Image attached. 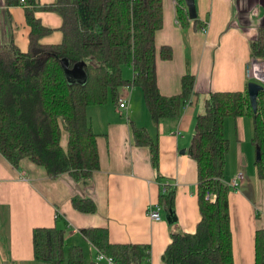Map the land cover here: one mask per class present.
<instances>
[{"label": "crops", "instance_id": "1", "mask_svg": "<svg viewBox=\"0 0 264 264\" xmlns=\"http://www.w3.org/2000/svg\"><path fill=\"white\" fill-rule=\"evenodd\" d=\"M36 1L45 5L57 0ZM162 1L163 26L156 34L159 89L165 96L178 95L183 76L192 74L195 93L177 118L164 119L159 125L153 123L140 87L120 89V97L128 99L126 109L112 100L89 106L87 115L98 134L100 169L87 181L77 182L68 173L50 178L44 167L28 159L14 167L0 153V264H49L35 257V227L64 230L67 246H81L86 264L109 263L98 259L99 251L81 233L82 228H105L115 244L149 246L151 264H165L162 256L172 241L171 222H177L175 230L196 232L201 220L197 163L189 155L196 119L209 93L247 90L250 43L264 25V0H196L199 23L190 18L186 26L177 19V0ZM36 16L51 29L42 43L60 44L62 16L44 10ZM29 34L24 7H6L0 0V42H13L26 52ZM165 45L172 48L171 59L161 57ZM125 67L129 69L123 68V76L132 79V67ZM133 125L147 128L157 142L159 171L151 163L150 148L135 144ZM225 135L230 141L225 180L230 185L239 172L244 175L229 193L233 260L234 264H256L255 236L264 228V180L257 175L253 119L226 118ZM66 141L65 136L63 144ZM169 186L176 190L174 211L162 206L161 218L152 220L149 208ZM74 196L92 199L96 211L77 210Z\"/></svg>", "mask_w": 264, "mask_h": 264}, {"label": "trees", "instance_id": "2", "mask_svg": "<svg viewBox=\"0 0 264 264\" xmlns=\"http://www.w3.org/2000/svg\"><path fill=\"white\" fill-rule=\"evenodd\" d=\"M6 7H24L30 27L29 48L23 52L13 42H0V153L14 166L24 159L46 169L50 178L68 173L77 182L90 180L100 169L98 134L87 109L109 100L119 105L120 89L140 87L155 125L174 119L193 96L196 78L186 74L182 91L175 96L161 93L157 81L156 34L163 26L162 0H57L38 5L36 0H4ZM38 10L53 11L63 18L60 44H44L51 32L36 16ZM177 19L186 26L191 20L185 0H177ZM198 25V18L194 19ZM251 58L264 60V25L250 43ZM170 46L161 48V57L171 59ZM69 67L86 63V84L68 82L63 63ZM130 66L132 79L123 76ZM264 91L254 111L246 91L211 92L199 114L189 147L197 163V197L201 220L195 233L174 229L162 259L165 264H234L233 234L229 207L231 186L225 180L230 141L225 135L228 117L253 119L252 142L260 148L256 162L258 178L264 180ZM66 144H63L64 137ZM138 146L150 148L151 163L159 171V147L145 127L133 125ZM158 180L162 176L158 174ZM162 190L158 203L174 211L176 190ZM73 206L93 213L97 206L90 198L74 196ZM81 233L99 252L115 264H151L150 247L115 244L108 230L82 228ZM35 257L49 264H86L81 246H67L64 230L54 227L33 229ZM256 264H264V228L255 236Z\"/></svg>", "mask_w": 264, "mask_h": 264}, {"label": "water", "instance_id": "3", "mask_svg": "<svg viewBox=\"0 0 264 264\" xmlns=\"http://www.w3.org/2000/svg\"><path fill=\"white\" fill-rule=\"evenodd\" d=\"M188 13L191 19L197 18L196 0H185ZM86 63L84 61L77 62L73 67H69L67 61L63 63L65 69V75L69 83L71 84H86L88 82V75L85 70ZM264 91V86L258 82L251 81L248 84V94L251 102V106L254 111L258 108V96L260 92ZM257 157L256 160L261 159L260 148L256 149Z\"/></svg>", "mask_w": 264, "mask_h": 264}, {"label": "built area", "instance_id": "4", "mask_svg": "<svg viewBox=\"0 0 264 264\" xmlns=\"http://www.w3.org/2000/svg\"><path fill=\"white\" fill-rule=\"evenodd\" d=\"M248 76L250 79H252L255 82L260 83L264 86V60H258L251 58V60L248 63ZM128 105V99L120 97L119 99V107L120 109H126ZM244 179V175L242 172H239L235 179L232 181L230 186L232 188L237 189L240 182ZM163 192L166 193V187L163 188ZM161 205L159 203L154 204L149 208V217L152 220H159L161 218ZM98 259L99 260H107L109 264H115L114 260L111 257H108L106 254L102 252H98Z\"/></svg>", "mask_w": 264, "mask_h": 264}, {"label": "rangeland", "instance_id": "5", "mask_svg": "<svg viewBox=\"0 0 264 264\" xmlns=\"http://www.w3.org/2000/svg\"><path fill=\"white\" fill-rule=\"evenodd\" d=\"M124 68H127V69H129V67H124ZM251 81H253V80H252V79H250V80H249V82H251ZM118 106H119V105H118ZM119 108H120V107H119ZM123 111H124V110H123Z\"/></svg>", "mask_w": 264, "mask_h": 264}]
</instances>
